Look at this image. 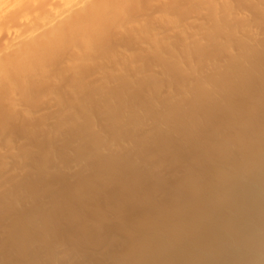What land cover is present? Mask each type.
Instances as JSON below:
<instances>
[{
	"label": "rangeland",
	"instance_id": "obj_1",
	"mask_svg": "<svg viewBox=\"0 0 264 264\" xmlns=\"http://www.w3.org/2000/svg\"><path fill=\"white\" fill-rule=\"evenodd\" d=\"M137 1L138 2L133 3L129 6H127V8L123 9V11H124V12L122 11L123 15L121 14V16H120L121 18L118 17L120 20L117 19V21H115L114 24H112V26L107 27V30L109 28V30H108L109 33L105 29V33H108L106 35H108V37L110 36V38H109V40H108V38L107 39L103 38L102 44L100 43L101 41L98 42L99 44H101L100 45L101 50L97 47L96 50L100 51L99 52L100 54L97 52L98 53L97 58L95 57L96 53L93 50V49H95V47H94L95 45L98 46L97 42H96L90 51V52H92V50H93L91 56H90V52H88L89 56L88 55L86 56V57L94 56L95 59H94V57H93V59L92 58H86V60L89 62H87V61L85 62V60H83V62H80V60H79L80 63L75 62V63L79 64L77 66L76 70L74 68L72 69V71L75 70L76 74H75V72L73 73L71 71V69H70V71L68 69H66V71L64 70L65 72L62 69H59V68H61L59 66L60 62H61V56L60 57L55 56V58L54 57L53 58L50 57V59L47 58V60L49 59L48 61H50V63L52 61L51 64L45 60L46 62L44 63V65H46V63L48 62L47 63L48 67H49V65L51 66L50 71L47 72V70H46L43 73L44 67H46V66L41 68V69H43L41 71L39 69H37V70H39L37 72L38 74L34 73L33 74L34 76L32 75V76L28 77L27 81H29L30 83L25 82L26 83L25 84L22 81L20 83L18 82L19 84L18 83H15V84L12 83V86H10L11 84L10 85L8 84L10 87H8L7 85L0 87V91H1V93H0V99H1L0 100V247H1V249H0V264H25V263L26 264H48V263L49 264H70V263L74 264L75 260H76L75 261L76 264H85V263L86 264H88V263L89 264H126L125 262H123V263L121 262V258L123 257V255H124V257H123L124 261L126 258L125 256H127V255H131L129 257L133 258V254H134V258H135V253L131 249H133L136 242L141 241L142 238H144V236H141V237H139V238H141V240H140L137 236V238L139 239L138 241H137V239L131 238V237L135 236V233H138V231H137L138 229L134 230L135 231V232H133L134 236L131 232V231H133L134 228H132V227H134L135 224H136L135 228H140V227L142 228L143 232L141 229H139V232H142V234L144 232L146 234V232H147L146 230H148V229H150L149 230L150 232L152 230H154V232H155L156 229L160 230L163 228L166 231L165 230L163 231V229H162V232H166L164 234L165 235L167 234L166 235L167 238L171 237L170 239H172L173 235H174V237H176L177 235H180L183 238V239H181V241H184V242L186 239H188V237L195 240L200 235L207 236V234L210 233V234H208L209 235L208 237H210L209 241L211 240V238L213 236L210 243L212 244L213 243L212 241H214V244L219 245L217 242H220V241L223 242L224 240H229L233 237L234 234H231V232L234 233V231L233 230L230 231L231 230V228H230L231 224L229 226H228V224L234 223L232 221V219L233 220L235 219V221H236V218L234 216H232V214L230 212H228V210H226L227 206L224 205L226 203V200H224L225 197L223 198L224 194L222 193L223 191L221 189L222 185H220V187H219L221 191L217 190V191H215L216 193H214L215 196H216L217 192L222 193V194L219 193L217 196V199H219V197L221 196L220 197L221 203L219 200H217V202L219 201V204H220V205L218 204L220 207L219 209H221V210H219V213L218 212L217 213L220 215H218L219 217L216 216L217 219H215V216L213 214L208 215L210 217V220H211L210 221L211 224H210V223H207V221H209V217L205 214L206 212H204V207L202 210L196 209V208H199V206L202 207L205 204V197L209 193L208 191H210L209 185L212 184L210 182H213V180H209L210 181L209 185L206 182V184H207L206 185V184H204V182L207 180H204V181L203 180L202 181L201 180H191V178H190L192 176V174L195 172V169L200 170V172H198L199 175H203V174H201V172L205 171L206 170L205 168L208 169V166L210 167L208 170L210 172L214 173V171L217 170V169L213 168V167H215V166H213L214 162H217L216 164H220V165L223 164L222 166L218 165L219 167H222V168L226 167V166L229 167V165H226L228 160L226 158H223L224 160L220 159L222 157H220L219 159L216 158L218 156H222L219 153L215 154V152H216L215 150H217V149H211L210 148L208 151L206 149V147L208 148V146H211L208 142L206 143L207 146L205 145L206 146L205 149L207 151L206 150L204 151L203 146H202V148L200 147L202 144L200 141L202 139H200V138H199L200 140L199 139L198 140L200 141L201 144H199V143L198 144H199V147L201 149L196 150V151L195 150L192 151V150H193V148L196 149V147H194V146H196L197 142H199L198 140H196L197 137H199V136L202 137V135L204 137V132L205 133L207 132L205 130L204 132L201 133V135H199L200 131L204 130V128L205 129L208 128L207 126L211 125L208 128V129H210L209 133H211L212 136H215V138L217 140V137L219 135L218 136L215 135L214 132H217L216 134H218V131H220L219 134H221V132H222V134H221L222 136L221 137L219 136V138H222L224 136H226L228 138L229 134L232 136V134L228 133V131L229 132L233 131V130H231V128L233 127L232 129H235V127L232 126L230 129H229V127L231 124L232 125L234 124L233 120L238 121L237 120L238 116H239V120L241 122H242V119L244 122V119L248 120V119H250V117L252 118V116H253V118H252L253 121H254V119H256V121H258L260 123H262L264 121V112L262 110L263 113H261V111L258 109L260 107H261V109L262 108L264 109V103H262L263 105L261 106L259 104L261 102L257 101L258 98L254 97V95H256L255 93H257L258 89H259L257 87L259 85V82H256L255 78H256V80L262 79V77H259V76L261 74H263L264 72L262 71L263 67L260 69V67H259L260 64H257V63H260L261 61H259L258 58L256 59L254 54H251V52L253 53L254 51L259 50V48H261V50L263 48V50H264V47H263L264 46V0H174V1L168 0L169 2L166 0H156V1L155 0H152V1L148 0L149 2H147V0H143V1L137 0ZM173 2H175V4ZM259 4H260V6H259ZM175 10H176V12H174ZM223 11H224V13H223ZM217 12H218V14H217ZM220 12L222 14H220ZM160 14H162V15L160 16ZM143 16H145V18ZM214 17H216V18H214ZM161 18H162V20H161ZM123 19L125 21H123ZM164 21H167V22H164ZM170 21H171V23H170ZM154 22H156V23H154ZM189 22L191 24H189ZM161 23H163V24H161ZM122 24H124L125 27ZM135 24L137 26H140V25L141 26L137 27V26H135ZM156 24L158 25V27L156 26ZM173 24L175 26H173ZM178 24H179V26H178ZM118 25H120V26L122 25L121 26L122 28L118 29L119 28ZM181 25H182V27H180ZM116 26H118V28ZM177 26H178L179 30L177 29ZM224 26H226V27H224ZM150 27L153 28V31L150 30ZM146 28H148V29H146ZM157 28L161 31H159ZM124 29H126L128 31H123ZM131 29L134 31H131ZM119 30H121L122 33ZM176 30H178V31H176ZM214 30H215V32H214ZM219 30H220V32H219ZM113 31H115V32H113ZM160 32H162L163 34ZM218 32H219V34H218ZM221 32H223V33H221ZM105 33H104V35H105ZM157 33H159V34H157ZM181 33H182V35H181ZM165 35H166V37H165ZM229 35H230V37H229ZM189 36H191V37H189ZM153 39H154V41H153ZM155 39L159 43L155 42ZM217 39L218 40L221 39V41H218ZM204 40H205V42H204ZM208 40L211 42H209ZM109 42L111 43L110 45H109ZM121 42H122V44H121ZM222 42H223V44H222ZM155 43H156V45H155ZM104 44L107 46H105ZM140 44H141V46H140ZM146 44H147V46H146ZM158 44L160 47L157 46ZM184 44H186V45H184ZM226 45H228V46L226 47ZM241 45H243V46H241ZM217 46H219V48ZM222 46H224V47L222 48ZM229 46H232V47H229ZM203 47H205L207 49V51ZM228 47L230 49H228ZM256 47H258V48H256ZM102 49H104V51ZM150 49H153V51L154 50L155 51L153 52ZM158 51H160V53H158ZM102 52L104 53L105 57L103 54H101ZM199 52H201V53L199 54ZM128 53H130V54H128ZM134 54H136V55H134ZM245 54H247L249 57L251 56V58L248 59V62L250 61L249 63H247V64L245 63V65L249 64L248 65L249 67L246 68V66L244 65L245 66L244 68H246V70L244 68H243V70L241 69V71L243 73H239V74H241V76L239 74L237 75L240 77L239 78L240 82H238V84H240L238 86L239 89L238 88L237 89L227 88V89L223 90L220 87V84L217 87H215V90L217 88L216 91H218V94H221V95H218L217 93H215L216 96H219L221 98L217 102L224 103L225 97H227L228 99L231 98V100H233V102L236 99V102H238V104H236V106L233 105L234 109L233 108L230 109V107H228L229 105L231 106V104L224 103V105L229 104L227 107L230 110H232L231 115L230 114H228V116L225 115V114H227V112H225V109H221L222 111L224 110L225 114L222 112L220 113V110H218L219 108H216V107H218V105L216 106L217 102L216 103L214 102L219 97H216L215 95H214L216 97L215 100L213 98L214 96H211L212 97L211 100H213V101L211 102V100H210L207 102V103L210 102L208 104V106L206 105L208 107L207 110L209 109V106H210L209 111H206L207 113L202 112L203 108L200 109L202 106H200L199 109L197 107L195 108V106H197V103L195 106H194V104L192 106L189 105V104L193 103L189 99L191 97L190 95L193 94L195 92V90L200 87L201 82H206L207 86L205 83H204L205 84L204 86H206L208 88V84L212 86L213 81L218 82V80L223 81V79L225 81V79L227 77L224 75L228 72L226 70V69H228L227 67L232 65V63L234 62V59L236 57L240 56L242 58V56L244 57ZM58 55H61V54H58ZM99 55L100 56L102 55V56L100 57ZM162 55H163V57H162ZM215 55H217V56H215ZM218 55H219V57H218ZM232 56H233V58H232ZM56 57L58 59H56ZM123 57H125V58H123ZM167 57H169V58H167ZM214 57H217V58H214ZM56 60H57V62L55 63ZM207 60H209V61H207ZM58 61H60V62H58ZM166 61H168V62H166ZM202 61H204V62L201 63ZM57 63H59V64H57ZM132 63L134 65H131ZM77 64H75V66ZM137 64H139V65H137ZM171 64L172 65L174 64V66H172ZM81 65H82V67H80ZM165 65H167V66H165ZM257 65H259V66H257ZM262 65L264 66V60L262 61ZM52 66H54V67H52ZM55 66H57V67H55ZM189 66H191V67H189ZM250 66L251 67L253 66L252 68H254L253 69L254 71L252 70V68ZM48 67H46V68L48 69ZM122 68H123V70H122ZM165 68H166V70H165ZM51 69H53V71ZM58 69H59V71H58ZM78 69L81 71H79ZM194 69H195V71H193ZM259 69H260V72L258 73L259 74L258 75L257 74L258 71H255V70H259ZM115 70H117V71H115ZM263 70H264V68H263ZM123 71L125 72V76H124ZM220 71L221 72L227 71V72L221 74ZM121 72H123V74ZM213 72L214 73L217 72V74L219 72L220 75H223V77L222 76L220 77V75H219V77L221 79L219 77H215L216 73L214 74ZM45 73H46V76H43V74H45ZM62 73L64 75H62ZM183 73H184V75H183ZM51 74H52V76H51ZM136 74L138 76H135ZM227 74L226 75L228 76V78L229 77L231 78V73H227ZM175 76H177V77H175ZM34 78H36V79H34ZM77 78L78 79L80 78V79L78 80ZM228 78L226 80L230 79V78L229 79ZM46 79H48V80H46ZM133 80H135V81H133ZM237 80H238V77H237ZM254 81L256 82V83H254L255 85L252 83ZM263 81H264V79H263ZM72 82H73V84H72ZM83 82H85V83H83ZM162 82H163V85H162ZM22 83H24V84H22ZM156 83L159 84V87H158V84H156ZM20 84L23 85V87ZM201 84L203 86V83H201ZM123 85H125V86H123ZM140 85H141V87H140ZM253 85L256 86V89H254V88L252 89ZM263 86H264V84H263ZM29 87L30 88L32 87V88L30 89ZM160 87H162V88H160ZM9 88H11V89H9ZM218 88H221V89H218ZM240 88L241 89L244 88L242 90L243 93L241 92ZM12 89H13L12 92H14L13 94L11 93ZM131 89H133V90H131ZM177 89H178V91H177ZM4 90H6L5 93H4ZM219 90H220V92H219ZM226 90H230V91H228L229 94H228V92H226ZM236 90H237L236 93L237 94L239 93L238 94L239 97L235 95L234 96L235 98H233L234 94H232V93H235L233 91H236ZM186 92H188V93H186ZM15 93H17V94H15ZM249 93H250V95H249ZM176 94H177V96H176ZM252 94H253V96H252ZM225 95H228L230 98L228 96H225ZM257 95H258V93H257ZM187 97H188V99H187ZM227 98H226V100H227ZM10 99H12V100H10ZM206 99H207V97H206ZM208 99H210V98H208ZM188 100H190V102ZM253 100H254V102H256L255 103L256 105L259 104L258 106H256L257 108L254 107L255 106V104H253L254 102L250 103ZM201 101H202V99H201ZM201 101H199L198 103H200ZM228 101L230 102V100H228ZM228 101H226V102H228ZM242 101L244 103H247L248 107H251L253 105V107H251V109L254 108L253 111L249 110V112L255 113L256 115L251 114L252 116H250L249 118L247 116L250 113H247V115L246 114L243 115L244 111L242 109H243V106L246 107V104L245 105L243 104V106L240 109L239 106L242 105V104H240V102L243 103ZM185 102H187V103H185ZM236 102H234V103H236ZM207 103L205 102V104H207ZM230 103H232V101ZM234 103H232V104H234ZM12 104H14V105H12ZM205 104H203V105H205ZM193 106H194V108H193ZM198 106H199V104H198ZM219 107H220V105H219ZM236 107H239V109ZM248 107H246L244 109H246V111H247V109H250ZM181 108H183V109H181ZM235 108L237 110H239V114ZM187 109H189V110H187ZM144 110H145V112H144ZM166 110H167V112L170 110V112H168V114H166V112H165ZM183 110H187V112H190L191 114H193L192 117L196 116V118H199L200 116L205 115L204 116L205 118L203 117L202 119L203 120L206 119L205 122L203 121L206 124V125H204V128H202L201 125H199L201 127V129H199L197 131L199 126L195 122H192L191 128L189 130L187 129L188 131H185L186 136H188L187 134L189 133V135H191L190 136L191 138L193 136L195 137V135L192 134V132L195 133V131H196L198 133V134H196V136L199 135L195 138L193 137V139H195V140L194 141L191 140L192 142L188 141V140H190L189 136L186 137V138H188L187 139L188 143L189 144L192 143L190 145V147H191L190 150L192 149L191 150L192 153H189L191 156L190 158H188L189 157L188 153H186V152L184 153L185 150L189 152V148H187L188 143H186V149L184 148L185 146H183V147L181 146L184 149L179 148V150H178L177 145H176L177 151L174 150L171 145H169V147L171 146L173 149V151H171V149H168V147L163 149L164 148L162 146L163 143L162 144L158 143V140H157L158 136H157L156 140L154 138V135L156 137V135L159 134V133H157V132H159V129H158V131L156 129H154V127L157 128V125L159 124V122H161L160 125H163V123H164L163 120L168 121V122L172 121L173 120L172 116L177 115L178 112L183 111ZM234 110H236V111H234ZM162 111H163V113H162ZM1 112H2V114H1ZM171 112H172V114H170V116H169V113H171ZM233 112H235L236 116H235V114H233ZM173 113L175 115H173ZM228 113H230V112L228 111ZM259 113H260V115H259ZM178 114H180V113H178ZM240 114H242L243 117H240ZM92 115L94 116V118ZM139 115H140V117H139ZM160 115H162V117L164 115L165 119L163 117L161 120V118L159 117ZM153 116H154V118H153ZM223 116H224V118L228 117L231 120L233 119L232 117H234V118L236 117V118L233 119L232 121L230 120L233 123L230 122V125L227 126L226 123H229V122L227 119H222ZM260 116L261 117L263 116V117L261 118ZM74 117H76V118L74 119ZM155 117L157 118V121L155 120L156 119ZM91 118H93V119H91ZM167 119H169V120H167ZM252 119L250 121L248 120V122L250 123L252 121ZM207 120H209V121H207ZM247 120L245 122H247ZM156 122H157V124H156ZM168 122H166V123H168ZM137 123H138V125H137ZM207 123L209 125H207ZM74 124L76 126H74ZM77 124H79V126ZM214 124H215V126H214ZM66 125H68V126H66ZM160 125H158V126H160ZM196 125L198 126V128L194 127ZM81 126H83L84 128L83 127L81 128ZM165 126H161V127H164L167 129V127H165ZM192 127H194V128H192ZM120 128H122L123 130H121ZM215 129H217V130H215ZM81 130H83V131H81ZM180 130L181 129H179V128H178V130H171L170 133H172L173 131L179 132ZM130 131L132 133H130ZM139 131H141V132H139ZM167 131H168V129H167ZM169 131H168V133H169ZM136 132H138V133H136ZM176 132H175V134H176ZM180 132L183 133V136L185 137L184 131H180ZM225 132H226V135L224 134ZM92 133H94V134H92ZM207 133L205 134L206 137L209 134V133L208 134ZM211 134H209V135H211ZM72 136H74L76 139ZM172 136H173V138L175 137V135H172ZM181 136H178V137H181ZM142 137H144V138H142ZM184 137L182 139L179 138L180 142L182 140L183 141L185 140L184 142H187L186 139H184ZM206 137H204V138L209 140V142H210L212 137L211 138L209 136L207 138ZM226 137L223 139H226ZM174 139H175V141L177 140V142H178V138L176 139V137H175ZM140 140H142L144 145L148 146V151L146 150V146L144 148L145 151L140 148L142 150L141 151L142 153H140V151H138V153L142 154V155H140L141 157L139 156V154H135V152H137V150H140V149H138L139 148L138 146L141 143ZM207 140H205V141L202 140V141L206 142ZM212 140H214V138ZM135 142H136V144H135ZM153 142L154 143L157 142V146L160 145V147L162 146L163 148L161 149L159 146H158L159 147L158 148L155 144H152ZM177 142H175V143L179 144ZM221 142H222V139H221ZM149 144L156 146L155 150L152 149L154 152L151 151L152 147L149 146ZM179 145H182V144L180 143ZM159 149H161V150H159ZM166 149L170 150V152ZM128 150L130 151V153L127 152ZM210 150L213 151L214 155L211 153ZM143 151L148 152L149 156H150V154H151V156L153 155L152 157L154 159L152 158L151 160H155L156 158L159 160L161 159L162 161L165 160L166 163H170V165L166 166L168 164L165 165V162L163 161L164 167L159 166L160 168L162 167V171H160L161 169H159L157 167L158 166L157 164L162 163V161L158 162L156 159L157 163L155 161L152 162L150 160V158L148 159L149 156L145 155L147 153H145L143 155ZM158 151H161V153L160 152L158 153ZM163 151H164V153H163ZM182 151H183V153H182ZM155 152L157 153V157L155 155L156 154ZM127 153H129V154H127ZM170 154H174V156L176 155L177 157L175 156V158H178V157L181 158L182 156H184L185 158L182 157L183 159L178 158V159L173 160L174 156L171 157L172 155H170ZM192 154H194V155H192ZM135 155H138V156L134 157ZM122 156H123V158H122ZM168 156H170L169 157L170 159L167 158ZM132 157H134L135 159ZM203 158H204V160H203ZM212 158H216L217 160L212 159ZM210 159H211V163L209 165ZM80 160L82 162H80ZM129 160H132V162ZM218 160H220V162ZM225 160H227V162ZM127 161L129 162V164L131 162L130 167H133V168H130L131 170L128 169L129 165H126ZM150 161H151V163L149 164ZM167 161H169V162H167ZM192 161H193V163H191ZM194 162L195 163L199 162L198 164H200V165H198V164L196 165ZM205 162H208V163H205ZM120 163H122V164L125 163V165L123 164V166H121ZM153 163H156L154 168L157 167L159 169V171L157 170V168H156V170H154V168H150V166L153 167ZM39 164L40 165L43 164V165L39 166ZM110 164H111V166L113 165V167L114 166L117 167V168L115 167L117 169V174H116L117 176H115V177H113V174L116 173V171L113 172L115 170V168L111 167ZM194 164H195V166H194ZM117 165H119V167ZM120 166H121V171H118V168L120 169ZM192 166H194V167L192 168ZM211 166H213V167H211ZM122 167L127 168V170L123 169ZM148 167L150 170H152L154 172L158 171L159 176L157 175L158 172L154 173L150 170L147 171ZM103 168L104 169L108 168V169H106V171L108 172V170H110V173L107 174V172L105 170H103ZM145 168L147 169L146 171H144ZM211 168H213L214 170L211 171L212 170ZM216 168H217V165H216ZM112 169H113V171H111ZM132 169L134 170L133 172H132ZM201 169H203V171ZM141 170H143L144 172L142 173ZM164 170H165V174L163 172ZM102 171H104V174L102 173ZM192 171H193V173H192ZM206 171L204 172V174L206 173L205 175H207ZM224 171H227V168L224 169ZM118 172H120V173L118 174ZM140 172H141V174H140ZM149 172L151 174H153L152 177H154V175H155V176H157V178L149 177L150 176ZM101 174H103L105 179L102 180L103 177L101 178V176H102ZM137 174H138L139 178H138ZM143 174H145L147 176L149 175L148 178L143 177V176H145ZM195 175L199 176V175H197V173L193 174V176H195ZM132 179H134V180H132ZM156 182H157V184H155ZM220 184H221V182H220ZM195 185H197V186H195ZM141 187H142V190H141ZM145 187H146V190H145ZM143 188L145 191L143 190ZM154 190H158V191L154 192ZM223 190H225V189L223 188ZM93 193H94V195H93ZM95 193H96V195H95ZM36 194H37V196H36ZM134 194H135V196H134ZM124 202H126V203H124ZM129 202H130V204H129ZM201 202H203V203H201ZM223 202H224V204H223ZM123 203L127 204V205H124ZM222 206L223 207L225 206V207L222 209ZM62 207H63V209H62ZM68 207H70V209ZM66 208H67V210H66ZM192 209H194L195 212ZM198 210H200V211H198ZM246 210H244V212H243L244 214H246L245 211L248 213V209H246ZM102 211H104V212H102ZM192 211L195 214L191 213ZM201 211H203L204 213ZM200 212L202 214V217H201V214H199ZM217 213L215 211L216 215H217ZM221 213L223 214L222 216H221ZM257 213L259 214V212H257ZM190 214H192L191 215L192 217L189 216ZM253 214L254 215H250V213H249L250 216L249 215L247 216V214H246V216H245L246 218L243 215V219L245 218V222H251L252 216H256L255 215L256 212L253 211ZM182 216H184L183 219H186L187 221L183 220ZM204 216H205V218H204ZM11 217H13V218H11ZM42 217L46 220H44ZM49 217L51 219H49ZM190 217H191V219L193 218L191 220L190 224H192L194 222L191 225L192 227L188 226V225H190L188 223L190 221L189 220ZM195 217H196V219H195ZM247 217L251 218V220L248 219ZM199 218L201 220H199ZM255 218H253L252 223H249V224L247 223L248 225L245 223L246 226L247 227L252 226L250 224H253L254 221L255 222L258 221V218L257 217H255ZM41 219H43L44 221L43 220L42 221L45 222L46 225H48V226L45 225L46 227H48V229L44 227V223L43 224L41 223L42 222V221H40ZM214 219H215V221L218 219H220V220L215 222ZM223 219L226 220V222H224ZM247 219L249 221H247ZM22 220H25L23 223V226L21 225L23 222ZM48 220H53L55 222H53V221L51 222ZM194 220H196L197 222ZM202 220L206 221V225H205V221L203 222ZM222 220L224 223L220 222ZM19 221H21V222H19ZM199 221H201V222H199ZM212 221L215 223H213ZM184 222H186V223H184ZM122 223H124V224H122ZM158 223H160V224H158ZM225 223H226V225H225ZM36 224L38 226H35ZM40 224L43 226V229L44 228L47 229L48 232L51 234L49 235V233L46 230V232L48 234H47V236H45L44 233H42L39 229ZM52 224H54V225H52ZM186 224H187V226H184ZM213 224H214V226L216 224L217 228L214 226L212 227ZM221 224H223L224 228ZM18 225L22 226L23 229H26V230L23 232L22 229L20 230V227ZM28 225H30V226H28ZM55 225H56V227H55ZM137 225H138V227H137ZM144 225H145V228H144ZM220 225L222 226L221 228H220ZM254 225H255V223H254ZM257 225H258V223H256L255 226H253L254 230L252 229V227H250V229L253 230V234H255L256 236L258 234V236H257L258 238H262L264 236V222L262 223V226H257ZM33 226H34V228H33ZM42 226H41V228H42ZM74 226L75 227L77 226V227L75 228ZM193 226H195V229H193L194 231H192V229L190 230V228H194ZM204 226H206V227H204ZM227 226H228V228H227ZM232 226H233V224L231 225V227ZM37 227H39V228H37ZM185 227L186 228L188 227L189 229L186 230ZM196 227H198V228H196ZM210 227L212 230L210 229ZM218 227H219V229H218ZM36 228L38 229L37 231L35 230ZM131 228H132V230H130ZM233 228H234V226H233ZM54 229H56V230H54ZM72 229H73V231L76 230L75 232H72V236L75 238V240L77 242H75V240H72L73 237L71 236V233L68 232V234H66L67 233L66 231H72ZM200 229H201V231H200ZM224 229L225 230L227 229V230L225 231ZM256 229H258L259 231L258 230L255 231ZM3 230H5V231H3ZM77 230H79V231H77ZM177 230L178 231L181 230V231H179L181 233L179 234V232ZM185 230H186V232H185ZM197 230H198V232H197ZM205 230H206V232H205ZM215 230L218 231V233ZM220 230H221V233L219 232ZM21 231H22V233H20ZM222 231H224L225 233ZM46 232H45V234H46ZM195 232L197 235L195 234ZM200 232L205 233L206 235L201 234ZM23 233L25 234L24 236L22 235ZM152 233H153V231H152ZM173 233H175V234H173ZM186 233H187L188 237H187ZM190 233L191 234L194 233V234L190 235ZM211 233H213L212 236H211ZM219 233L222 234V237L219 235ZM39 234H41V235H39ZM217 234L220 236V238H219V236H217ZM224 234H225V236H224ZM27 235H28V237H27ZM182 235H185L186 237L182 236ZM193 235L195 236L194 238H193ZM230 235H232L230 238L227 237ZM22 236L24 238L27 237L26 239L28 241L33 240L34 242H36L35 239L37 238L36 239L37 242L35 244L36 248H32V247H34V245L32 246V244L34 243L33 241L27 244L23 241L24 238H21ZM37 236H39V237H37ZM41 237L43 238V240ZM174 237H173V239H174ZM217 237H218V239H217ZM6 238H7V240H6ZM40 238H41V241H39ZM134 238H136V237H134ZM130 239H132V240H130ZM191 239L190 240L188 239L187 243H188V241L189 242L192 241ZM262 239H263V240H261L262 244L260 246L258 244L257 247H258L260 253L263 252V256H264V250H263L264 249V242H263L264 238H262ZM21 240L23 243L20 242ZM133 240H134V242H133ZM74 242L76 244L78 243L77 244L78 247L76 245H74L75 244ZM180 243H182V242H180ZM170 244L168 245L169 247L167 246L168 251L166 249V251H167V252L165 251L166 253H168V252L170 253V251L173 252L177 249L175 244H171L172 246ZM220 244H222V243H220ZM29 245L31 246V247H29L30 250L28 249ZM132 245H133V247H132ZM96 246H98V247H96ZM130 247H132V248H130ZM199 247H200V250H202V251H204L205 248H207L205 246L203 247V245H199ZM2 248H3V250H2ZM198 250H199V248L196 250V253ZM37 251H38V253H37ZM75 251H76V253H78L81 256L80 257L77 254L78 255L77 257H79L78 260L76 259L77 257L75 256L76 255ZM35 252H36V254H35ZM200 253H201V251H200ZM82 254H84V257H82L83 256ZM54 255H56V256H54ZM114 256L115 257L117 256L118 258H115ZM69 257H70V259H69ZM65 258H68L69 260H66ZM73 258H74V261H73ZM82 258H83V260H82ZM64 259H65V261H64ZM127 259H128V257H127ZM262 259L264 261V258H262ZM211 261L212 260L207 261V262H211ZM17 262H19V263H17ZM136 262L138 263L139 261L136 260ZM211 263H214V262H211ZM263 264H264V262H263Z\"/></svg>",
	"mask_w": 264,
	"mask_h": 264
},
{
	"label": "bare ground",
	"instance_id": "obj_2",
	"mask_svg": "<svg viewBox=\"0 0 264 264\" xmlns=\"http://www.w3.org/2000/svg\"><path fill=\"white\" fill-rule=\"evenodd\" d=\"M143 1V0H142ZM152 1V0H151ZM156 1V0H155ZM166 1H168V0H166ZM172 1H174V0H172ZM136 2H138L137 0H0V87H3V86H8V87H10V86H12V83H20V82H29V81H27L28 80V77L29 76H32L34 73H37L39 70L41 71V70H43V69H41V68H43L44 66H46V67H48V65H47V63L49 62L50 63V61H48L49 59H50V57H54L55 58V56H61V62L60 61H58V62H60V67L61 68H59V69H62L63 71L65 70L66 71V69H68L69 71H70V69H71V71H72V69L74 68L75 70H76V68H77V66L79 65V64H77V63H75V62H79V60H80V62H83V60H85V62L87 61L86 60V58H92L93 59V57L94 56H92V57H86L87 55H88V52H90L91 51V49H92V47L95 45V43L97 42V45L98 46H94L95 47V49H93L94 51H95V53H96V58L98 57V53L100 52V51H97L96 49H97V47L100 49L101 48V44H102V39L103 38H105V39H107L108 38V40H109V38H110V36L108 37V35H106V34H108L109 33V28H108V30H107V27H109V26H112V24H114V22L115 21H117V19H119L118 17H120L121 16V14L124 12L123 11V9H125V8H127V6H129V5H131V4H133V3H136ZM147 2H149L148 0H147ZM146 2V3H147ZM154 2V1H153ZM158 2V1H157ZM169 2V1H168ZM171 2V1H170ZM180 2V1H179ZM178 2V3H179ZM203 2V1H202ZM262 2V1H261ZM174 4H175V2H173ZM186 3V2H185ZM143 4V3H142ZM167 4V3H166ZM183 4V3H182ZM172 6V5H171ZM259 6H260V4H259ZM137 7V6H136ZM167 7V6H166ZM150 8V7H149ZM212 8V7H211ZM227 8V7H226ZM178 9V8H177ZM176 9V10H177ZM176 10L174 11V12H176ZM225 10V9H224ZM229 10V9H228ZM123 11V12H122ZM126 11V10H125ZM153 12V11H152ZM214 12V11H213ZM138 13V12H137ZM159 13V12H158ZM162 13V12H161ZM223 13H224V11H223ZM227 13V12H226ZM157 14V13H156ZM163 14V13H162ZM162 14H160V16L162 15ZM165 14V13H164ZM167 14V13H166ZM175 14V13H174ZM214 14V13H213ZM217 14H218V12H217ZM216 14V15H217ZM220 14H222L221 12H220ZM123 15V14H122ZM182 15V14H181ZM187 15V14H186ZM125 16V15H124ZM146 16V15H145ZM145 16H143L144 18H145ZM180 16V15H179ZM178 16V17H179ZM194 16V15H193ZM229 16V15H228ZM126 17V16H125ZM124 17V18H125ZM230 17V16H229ZM121 18V17H120ZM149 18V17H148ZM158 18V17H157ZM165 18V17H164ZM167 18V17H166ZM198 18V17H197ZM214 18H216V17H214ZM129 19V18H128ZM120 20V19H119ZM118 20V21H119ZM122 20V19H121ZM145 20V19H144ZM152 20V19H151ZM157 20V19H156ZM160 20V19H159ZM161 20H162V18H161ZM160 20V21H161ZM165 20V19H164ZM167 20V19H166ZM123 21H125L124 19H123ZM172 21V20H171ZM171 21H170V23H171ZM219 21V20H218ZM120 22V21H119ZM150 22V21H149ZM162 22V21H161ZM164 22H167V21H164ZM191 22V21H190ZM189 22V24H191ZM198 22V21H197ZM132 23V22H131ZM144 23V22H143ZM151 23V22H150ZM149 23V24H150ZM154 23H156V22H154ZM160 23V22H159ZM158 23V24H159ZM176 23V22H175ZM129 24V23H128ZM161 24H163V23H161ZM177 24V23H176ZM124 27H125V25L124 24H122ZM121 25V26H122ZM160 25V24H159ZM118 26H119V28H118ZM118 26H116L118 29H120V28H122L120 25H118ZM135 26H137L136 24H135ZM141 26V25H140ZM140 26H137V27H140ZM156 26L158 27V25L156 24ZM173 26H175L174 24H173ZM178 26H179V24H178ZM178 26H177V29H178ZM123 27V28H124ZM134 27V26H133ZM144 27V26H143ZM180 27H182V25L180 26ZM210 27V26H209ZM224 27H226V26H224ZM127 28V27H126ZM152 27H150V30H152L153 31V28L151 29ZM237 28V27H236ZM105 29H106V31H108V33H105ZM111 29V28H110ZM128 29V28H127ZM134 29V28H133ZM146 29H148V28H146ZM158 29V28H157ZM223 29V28H222ZM112 30V29H111ZM129 30V29H128ZM128 30H126V29H124L123 31H128ZM135 30V29H134ZM134 30H132L131 29V31H134ZM159 30V29H158ZM174 30V29H173ZM179 30V29H178ZM178 30H176V31H178ZM224 30V29H223ZM119 31H121V30H119ZM149 31V30H148ZM159 31H161V30H159ZM175 31V30H174ZM231 31V30H230ZM236 31V30H235ZM113 32H115V31H113ZM156 32V31H155ZM168 32V31H167ZM180 32V31H179ZM182 32V31H181ZM187 32V31H186ZM206 32V31H205ZM209 32V31H208ZM214 32H215V30H214ZM219 32H220V30H219ZM219 32H218V34H219ZM224 32V31H223ZM223 32H221V33H223ZM227 32V31H226ZM232 32V31H231ZM234 32V31H233ZM104 33H105V35H104ZM120 33V32H119ZM118 33V34H119ZM121 33H122V31H121ZM137 33V32H136ZM160 33H162V32H160ZM171 33V32H170ZM185 33V32H184ZM112 34V33H111ZM110 34V35H111ZM130 34V33H129ZM157 34H159V33H157ZM163 34V33H162ZM208 34V33H207ZM154 35V34H153ZM156 35V34H155ZM181 35H182V33H181ZM186 35V34H185ZM163 36V35H162ZM201 36V35H200ZM207 36V35H206ZM219 36V35H218ZM228 36V35H227ZM226 36V37H227ZM129 37V36H128ZM141 37V36H140ZM165 37H166V35H165ZM189 37H191V36H189ZM195 37V36H194ZM224 37V36H223ZM229 37H230V35H229ZM145 38V37H144ZM187 38V37H186ZM151 39V38H150ZM185 39V38H184ZM111 40V39H110ZM115 40V39H114ZM143 40V39H142ZM163 40V39H162ZM180 40V39H179ZM218 40V39H217ZM259 40V39H258ZM99 41H101L100 43L101 44H99L98 42ZM106 41V40H105ZM153 41H154V39H153ZM185 41V40H184ZM183 41V42H184ZM199 41V40H198ZM209 41V40H208ZM207 41V42H208ZM218 41H221V39L220 40H218ZM111 42V41H110ZM109 42V45L112 43H110ZM118 42V41H117ZM116 42V43H117ZM133 42V41H132ZM155 42H157V43H159L158 41H156V39H155ZM204 42H205V40H204ZM209 42H211V41H209ZM241 42V41H240ZM119 44V43H118ZM117 44V45H118ZM121 44H122V42H121ZM132 44V43H131ZM154 44V43H153ZM222 44H223V42H222ZM258 44V43H257ZM105 45V44H104ZM138 45V44H137ZM155 45H156V43H155ZM184 45H186V44H184ZM188 45V44H187ZM209 45V44H208ZM225 45V44H224ZM105 46H107V45H105ZM123 46V45H122ZM125 46V45H124ZM140 46H141V44H140ZM143 46V45H142ZM146 46H147V44H146ZM157 46H159V44L157 45ZM176 46V45H175ZM202 46V45H201ZM214 46V45H213ZM228 45H226V47H227ZM241 46H243V45H241ZM119 47V46H118ZM126 47V46H125ZM160 47V46H159ZM218 48H219V46H217ZM224 46H222V48H223ZM229 47H232V46H229ZM228 47V49H230ZM246 47V46H245ZM244 47V48H245ZM264 47V46H263ZM122 48V47H121ZM203 48H205V47H203ZM202 48V49H203ZM243 48V49H244ZM256 48H258V47H256ZM225 49V48H224ZM251 49V48H250ZM253 49V48H252ZM93 50H92V52H93ZM101 50V49H100ZM103 51H104V49H102ZM106 50V49H105ZM114 50V49H113ZM125 50V49H124ZM123 50V51H124ZM150 50H152L153 51V49H150ZM170 50V49H169ZM168 50V51H169ZM186 50V49H185ZM205 50L207 51V49L205 48ZM256 50V49H255ZM119 51V50H118ZM122 51V50H121ZM126 51V50H125ZM155 51V50H154ZM153 51V52H154ZM226 51V50H225ZM92 52H90V56H91V54H92ZM98 52V53H97ZM107 52V51H106ZM142 52V51H141ZM140 52V53H141ZM249 52V51H248ZM94 53V54H95ZM131 53V52H130ZM130 53H128V54H130ZM143 53V52H142ZM158 53H160V51H158ZM170 53V52H169ZM201 52H199V54H200ZM204 53V52H203ZM247 53V52H246ZM58 54H61V55H58ZM93 54V55H94ZM100 54V53H99ZM101 54H103L104 55V53L102 52ZM132 54V53H131ZM166 54V53H165ZM164 54V55H165ZM190 54V53H189ZM251 54H254V56H255V58L257 59L258 58V60L259 61H261L260 63H257V64H260V66L259 65H257V66H259L260 67V69L263 67L264 68V66L262 65V61L264 60V50H263V48H262V50H261V48H259V50H257V51H254L253 53L251 52ZM134 55H136V54H134ZM173 55V54H172ZM246 55V56H245ZM244 55V57L242 56V58L239 56V57H236L235 59H234V62L232 63V65L231 66H229V67H227L228 69H226L227 71H223V72H221L220 71V73L222 74V73H225V72H227V73H231V80L228 78V76L225 74L224 76H226L229 80H226L225 79V81H224V79H223V81H219L218 80V82L217 81H213L212 82V86L211 85H209L208 84V88L206 87L207 86V84H206V82H201V83H203V86H202V84L200 83V87L199 88H197L196 90H195V92L193 93V94H191L190 96V100L193 102H191L192 104H189V105H193L194 104V106L196 105V103H197V106H195V108L197 107L198 109H199V107L200 106H202L200 109H202L203 108V110H202V112H204V113H207L206 111H209V109H210V106H209V109L207 110V106H208V104L210 103H207L208 101H210L211 99H212V97L211 96H214L215 95V93H217L218 94V91H216L217 90V88H216V90H215V87H217L219 84H220V87L223 89V90H225V89H227V88H232V89H239V85L240 84H238V82H240L239 80V76H237L239 73H243L242 71H241V69L243 70V68L246 66V68L247 67H249L248 65H245V63L247 64V63H249L248 62V59H250L251 58V56L249 57L247 54H245ZM89 56V55H88ZM100 56V55H99ZM102 56V55H101ZM100 56V57H101ZM124 56V55H123ZM140 56V55H139ZM168 56V55H167ZM178 56V55H177ZM214 56V55H213ZM215 56H217V55H215ZM95 57H94V59H95ZM99 57V58H100ZM104 57H105V55H104ZM115 57V56H114ZM113 57V58H114ZM143 57V56H142ZM145 57V56H144ZM153 57V56H152ZM162 57H163V55H162ZM173 57V56H172ZM171 57V58H172ZM212 57V56H211ZM218 57H219V55H218ZM47 58H49L48 60H47ZM51 58V59H52ZM118 58V57H117ZM123 58H125V57H123ZM132 58V57H131ZM149 58V57H148ZM167 58H169V57H167ZM181 58V57H180ZM208 58V57H207ZM214 58H217V57H214ZM232 58H233V56H232ZM238 58V59H237ZM56 59H58L57 57H56ZM91 59V60H92ZM115 59V58H114ZM120 59V58H119ZM154 59V58H153ZM165 59V58H164ZM187 59V58H186ZM240 59V60H239ZM48 61L47 63H46V65H44V63L46 62V61ZM76 60V61H75ZM78 60V61H77ZM82 60V61H81ZM113 60V59H112ZM202 60V59H201ZM205 60V59H204ZM217 60V59H216ZM109 61V60H108ZM116 61V60H115ZM136 61V60H135ZM150 61V60H149ZM154 61V60H153ZM159 61V60H158ZM196 61V60H195ZM207 61H209V60H207ZM221 61V60H220ZM54 62V61H53ZM57 62V60L55 61V63ZM79 62V63H80ZM87 62H89V61H87ZM110 62V61H109ZM133 62V61H132ZM156 62V61H155ZM166 62H168V61H166ZM204 61H202L201 63H203ZM226 62V61H225ZM51 63H52V61H51ZM50 63V64H51ZM54 63V64H55ZM93 63V62H92ZM111 63V62H110ZM114 63V62H113ZM173 63V62H172ZM190 63V62H189ZM192 63V62H191ZM53 64V65H54ZM57 64H59V63H57ZM75 64H77L76 66H75ZM85 64V63H84ZM88 64V63H87ZM91 64V63H90ZM121 64V63H120ZM124 64V63H123ZM136 64V63H135ZM152 64V63H151ZM195 64V63H194ZM219 64V63H218ZM222 64V63H221ZM226 64V63H225ZM231 64V63H230ZM73 65V66H72ZM122 65V64H121ZM131 65H134L133 63L131 64ZM137 65H139V64H137ZM136 65V66H137ZM145 65V64H144ZM172 65V64H171ZM191 65V64H190ZM193 65V64H192ZM201 65V64H200ZM208 65V64H207ZM245 65V66H244ZM262 65V66H261ZM86 66V65H85ZM115 66V65H114ZM117 66V65H116ZM165 66H167V65H165ZM172 66H174V64L172 65ZM183 66V65H182ZM243 66V67H242ZM256 66V67H257ZM46 67H44V71H43V73L47 70V72L48 71H50V65H49V67H48V69L46 68ZM52 67H54V66H52ZM55 67H57V66H55ZM80 67H82V65L80 66ZM123 67V66H122ZM139 67V66H138ZM155 67V66H154ZM189 67H191V66H189ZM210 67V66H209ZM251 67V66H250ZM253 67V66H252ZM251 67V68H252ZM145 68V67H144ZM164 68V67H163ZM181 68V67H180ZM179 68V69H180ZM246 68H244L245 70H246ZM263 68H262V71L264 72V70H263ZM37 69H39V70H37ZM59 69H58V71H59ZM84 69V68H83ZM82 69V70H83ZM120 69V68H119ZM151 69V68H150ZM182 69V68H181ZM191 69V68H190ZM230 69V70H229ZM254 68H252V70H253ZM260 69L259 70H255V71H258L257 72V74L260 72ZM52 71H53V69H51ZM61 70V71H62ZM75 70L74 71H72L73 73L75 72ZM79 70V69H78ZM113 70V69H112ZM111 70V71H112ZM122 70H123V68H122ZM144 70V69H143ZM165 70H166V68H165ZM171 70V69H170ZM175 70V69H174ZM60 71V72H61ZM62 71V72H63ZM64 71V72H65ZM79 71H81V70H79ZM115 71H117V70H115ZM120 71V70H119ZM147 71V70H146ZM193 71H195V69L193 70ZM254 71V70H253ZM46 72V73H47ZM113 72V71H112ZM124 72V71H123ZM123 72H121L122 74H123ZM174 72V71H173ZM177 72V71H176ZM262 72V73H263ZM40 73V72H39ZM46 73L45 74H43V76H46ZM50 73V72H49ZM80 73V72H79ZM78 73V74H79ZM118 73V72H117ZM120 73V72H119ZM202 73V72H201ZM214 73V72H213ZM216 73V76L215 77H219V75H220V73L218 72V74H217V72H215ZM214 73V74H215ZM38 74V73H37ZM75 74H76V72H75ZM77 74V75H78ZM82 74V73H81ZM135 74V73H134ZM141 74V73H140ZM148 74V73H147ZM155 74V73H154ZM186 74V73H185ZM190 74V73H189ZM192 74V73H191ZM204 74V73H203ZM264 74V73H263ZM263 74H261L259 77H262V79H260V80H256V78H255V81L256 82H259V85L257 86L259 89H258V95H257V93H255L256 95H254V97H257L258 99H257V101L258 102H261V103H259L261 106L263 105L262 103H264V86H263V84H264V81H263V79H264V75ZM36 75V74H35ZM40 75V74H39ZM49 75V74H48ZM62 75H64L63 73H62ZM84 75V74H83ZM133 75V74H132ZM145 75V74H144ZM149 75V74H148ZM179 75V74H178ZM183 75H184V73H183ZM201 75V74H200ZM240 76H241V74H239ZM259 75V74H258ZM34 76V75H33ZM37 76V75H36ZM51 76H52V74H51ZM124 76H125V72H124ZM128 76V75H127ZM135 76H138L137 74L135 75ZM155 76V75H154ZM163 76V75H162ZM223 77V75H220V77ZM243 76V75H242ZM129 77V76H128ZM175 77H177V76H175ZM214 77V78H215ZM219 77V78H220ZM237 77H238V80H237ZM47 78V77H46ZM53 78V77H52ZM83 78V77H82ZM119 78V77H118ZM141 78V77H140ZM146 78V77H145ZM188 78V77H187ZM204 78V77H203ZM202 78V79H203ZM26 79V80H25ZM30 79V78H29ZM32 79V78H31ZM34 79H36V78H34ZM33 79V80H34ZM72 79V78H71ZM78 79V78H77ZM80 79V78H79ZM78 79V80H79ZM120 79V78H119ZM134 79V78H133ZM201 79V78H200ZM221 79V78H220ZM243 79V78H242ZM241 79V80H242ZM258 79V78H257ZM25 80V81H24ZM41 80V79H40ZM46 80H48V79H46ZM152 80V79H151ZM167 80V79H166ZM36 81V80H35ZM58 81V80H57ZM60 81V80H59ZM83 81V80H82ZM123 81V80H122ZM133 81H135V80H133ZM163 81V80H162ZM252 82L253 84L254 83H256V82ZM54 82V81H53ZM154 82V81H153ZM156 82V81H155ZM184 82V81H183ZM18 83V84H19ZM24 83H22V84H24ZM25 83V84H26ZM30 83V82H29ZM83 83H85V82H83ZM159 83V82H158ZM158 83H156V84H158ZM172 83V82H171ZM206 84V86H204L205 84ZM10 86H9V85ZM72 84H73V82H72ZM122 84V83H121ZM137 84V83H136ZM155 84V85H156ZM185 84V83H184ZM21 85V84H20ZM28 85V84H27ZM142 85V84H141ZM141 85H140V87H141ZM162 85H163V82H162ZM172 85V84H171ZM255 85V84H254ZM253 85V87H252V89L254 88V89H256V86H254ZM262 87H261V86ZM22 87H23V85H21ZM30 86V85H29ZM99 86V85H98ZM123 86H125V85H123ZM14 87V86H13ZM97 87V86H96ZM158 87H159V84H158ZM179 87V86H178ZM177 87V88H178ZM28 88V87H27ZM30 88V87H29ZM32 88V87H31ZM30 88V89H31ZM90 88V87H89ZM99 88V87H98ZM146 88V87H145ZM160 88H162V87H160ZM221 88H218V89H221ZM242 88V87H241ZM240 88V89H241ZM9 89H11V88H9ZM148 89V88H147ZM154 89V88H153ZM244 89V88H243ZM243 89H241V92H242V90ZM251 89V90H252ZM131 90H133V89H131ZM135 90V89H134ZM149 90V89H148ZM3 91V90H2ZM5 91L6 90H4V93H5ZM13 91V89L11 90V93L13 94L14 92H12ZM19 91V90H18ZM27 91V90H26ZM160 91V90H159ZM177 91H178V89H177ZM228 91H230V90H226V92H228ZM256 91V90H255ZM254 91V92H255ZM8 92V91H7ZM137 92V91H136ZM162 92V91H161ZM173 92V91H172ZM219 92H220V90H219ZM233 92H235V93H232V94H234L233 95V98H235L234 96L236 95V96H238L239 97V93L237 94L236 92H237V90L236 91H233ZM240 92V91H239ZM0 93H1V91H0ZM186 93H188V92H186ZM222 93V92H221ZM230 93V94H231ZM243 93V92H242ZM253 93V92H252ZM15 94H17V93H15ZM14 94V95H15ZM173 94V93H172ZM178 94V93H177ZM177 94H176V96H177ZM228 94H229V92H228ZM231 94V95H232ZM254 94V93H253ZM253 94H252V96H253ZM160 95V94H159ZM174 95V94H173ZM218 95H221V94H218ZM230 95V96H231ZM249 95H250V93H249ZM3 96V95H2ZM6 96V95H5ZM13 96V95H12ZM181 96V95H180ZM179 96V97H180ZM210 96V97H209ZM216 96V95H215ZM213 97L214 98V100L216 99V97H219V96H216V97ZM225 96H228V95H225ZM247 96V95H246ZM4 97V96H3ZM168 97V96H167ZM189 97V96H188ZM188 97H187V99H188ZM206 97H207V99H206ZM229 97V96H228ZM178 98V97H177ZM205 98V99H204ZM208 98H210V99H208ZM226 98L227 97H225V101H224V103H229V104H231V106L229 105H224V103H220V102H217L219 99H221L220 97L219 98H217L216 99V101H214L215 103H216V106L218 105V107H216L215 105V107L216 108H219L218 110H220V113L222 112V113H224V110L222 111L221 109H225V112H227V114H225V115H227L228 116V114H230L231 115V111L232 110H230V109H232L233 108V105H235L236 106V104H238V102H236V99L234 100V102H236V103H234L233 102V100H231V98L230 99H228L227 98V100H226ZM139 99V98H138ZM156 99V98H155ZM163 99V98H162ZM182 99V98H181ZM201 99H202V101H201ZM246 99V98H245ZM253 99V98H252ZM256 99V98H255ZM1 100V99H0ZM10 100H12V99H10ZM109 100V99H108ZM176 100V99H175ZM190 100H188L189 102H190ZM228 100H230V102L232 101V103H234V104H232V103H230ZM14 101V100H13ZM129 101V100H128ZM141 101V100H140ZM169 101V100H168ZM174 101V100H173ZM183 101V100H182ZM199 101H201L200 103H198ZM213 100H211V102H212ZM222 101V100H221ZM226 101H228V102H226ZM10 102V101H9ZM87 102V101H86ZM171 102V101H170ZM181 102V101H180ZM179 102V103H180ZM205 102L207 103V104H205ZM243 102V101H242ZM254 102V100L253 101H251L250 103H253ZM13 103V102H12ZM112 103V102H111ZM159 103V102H158ZM172 103V102H171ZM178 103V102H177ZM185 103H187V102H185ZM219 103V104H218ZM256 102H254L253 104H255ZM19 104V103H18ZM198 104H199V106H198ZM202 104V105H201ZM203 104H205V105H203ZM214 104V103H213ZM240 104H242V105H240L239 107H240V109H241V107L243 106V104L245 105L246 104V107H248L247 106V103H241L240 102ZM258 104V105H259ZM12 105H14V104H12ZM90 105V104H89ZM123 105V104H122ZM161 105V104H160ZM163 105V104H162ZM166 105V104H165ZM207 105V106H206ZM219 105H220V107H219ZM258 105H256L255 104V106L254 107H256V106H258ZM18 106V105H17ZM109 106V105H108ZM107 106V107H108ZM174 106V105H173ZM182 106V105H181ZM194 106H193V108H194ZM205 106V107H204ZM230 107V109L228 108V107ZM238 106V105H237ZM136 107V106H135ZM134 107V108H135ZM161 107V106H160ZM175 107V106H174ZM178 107V106H177ZM239 107H236V108H238L239 109ZM246 107H244L243 106V115H247V113H250V114H248V118L250 117V116H252V115H254L255 113H251V112H249V110L251 111H253V109L254 108H252L251 109V107H253V105L251 106V107H248V108H250V109H247V111H246V109H244V108H246ZM15 108V107H14ZM17 108V107H16ZM19 108V107H18ZM144 108V107H143ZM167 108V107H166ZM173 108V107H172ZM235 108V109H236ZM257 108V107H256ZM181 109H183V108H181ZM185 109V108H184ZM229 109V110H228ZM234 109V108H233ZM260 111H261V113H263L264 112V109L262 108L261 109V107L260 108H258ZM137 110V109H136ZM178 110V109H177ZM187 110H189V109H187ZM187 110H183V111H180V112H178V113H180V114H178L177 113V115H175L174 113H173V115H175V116H172L173 117V120L172 121H164L163 120V125H160L161 124V122H159V124L158 125H160V126H158L157 125V128H155L154 127V129H156L157 131H158V129H159V132H157V133H159V134H157L156 135V137H155V135H154V138H155V140H156V138H157V136H158V138H157V140H158V143L159 144H162V146L164 147H160V145H158L161 149L163 148V149H165L166 147H168V149H171V151H173V149L174 150H176L177 151V149H176V145H177V148H178V150H179V148H182L183 146H185L184 148L186 149V143H188V141L190 142L191 140H195V139H193V137L191 138L190 136L191 135H189V133L187 134L188 136H189V139L190 140H188L187 141V139L188 138H186V137H188V136H186V133H185V131H188L190 128H191V124H192V122H195L198 126L199 125H201V127L202 128H204V125H206L204 122L206 121V119H202L205 115H203V116H200L199 118H196V116H194V117H192L193 116V114H191L190 112H187ZM237 110V109H236ZM236 110H234V111H236ZM256 110V109H255ZM262 110H263V112H262ZM115 111V110H114ZM153 111V110H152ZM228 111L230 112V113H228ZM238 111V114H239V110H237ZM241 111V110H240ZM246 111V112H245ZM258 111V110H257ZM259 111V112H260ZM142 112V111H141ZM144 112H145V110H144ZM160 112V111H159ZM166 112V114H168V112H170V110L167 112V110L165 111ZM216 112V111H215ZM242 112V111H241ZM137 113V112H136ZM162 113H163V111H162ZM1 114H2V112H1ZM94 114V113H93ZM165 114V115H166ZM170 114H172V112L171 113H169V116H170ZM233 114H235V112H233ZM232 114V115H233ZM242 114H240V117H243V115ZM252 114V115H251ZM229 115V116H230ZM256 115V114H255ZM259 115H260V113H259ZM93 116V115H92ZM129 116V115H128ZM235 116H236V114H235ZM139 117H140V115H139ZM138 117V118H139ZM160 118H161V120H162V118L164 117V119H165V116L163 115V117H162V115H160L159 116ZM246 117V118H247ZM261 117V116H260ZM263 117V116H262ZM261 117V118H262ZM76 117H74V119H75ZM86 118V117H85ZM93 118H94V116H93ZM93 118H91V119H93ZM153 118H154V116H153ZM156 118V117H155ZM205 118V117H204ZM207 118V117H206ZM233 119H235L234 117H232ZM252 118H253V116H252ZM251 117H250V119H248L249 121L252 119ZM128 119V118H127ZM172 119V118H171ZM210 119V118H209ZM222 119H227L228 120V122L229 123H226L227 124V126H229L230 125V122L233 120H231V119H229L228 117H226V118H224V116H223V118ZM135 120V119H134ZM154 120V119H153ZM156 121H157V118L155 119ZM160 120V121H161ZM167 120H169V119H167ZM211 120V119H210ZM231 120V121H230ZM238 121H236V120H233V122H234V124L232 125H230V127H229V129L232 127V126H234L235 127V129H232L231 128V130H233V131H228V133H231L232 134V136L229 134V137L227 138L226 136H224V137H222V138H219V136L221 137L222 135V132H221V134H219L220 133V131H218V134H216L217 132H214L215 133V135H219L218 137H217V140H216V138H215V136H212V134L211 133H209V131H210V129H208L210 126H207L208 128H204V130H201L200 131V133H199V135H201V133L202 132H204L205 130L209 133V134H211V135H209L207 132V137L209 136L210 138L212 137V139L214 138V140H210V142H209V140H207V139H205L204 137H206L205 136V132H204V137H203V135H202V137L201 136H199V135H197V136H199V137H197L196 136V134H198L196 131H195V133L194 132H192V134H194L195 135V137H197V139L196 140H198L199 138L200 139H202L203 141H205V140H207L206 142H203L202 140H200L201 141V143H200V141L199 142H197V144L199 143V144H201V148H202V146H203V150L205 151L206 149L209 151V149L211 148V149H217V150H215L216 152H215V154H217V153H219L220 155H222V156H218V157H216V158H220V157H222V158H220V159H223V158H226L227 160H228V162H227V160H225L226 162H227V164L226 165H229V167L228 166H226V167H223L224 169H226L227 168V171H224V169L222 168V167H219V166H222V165H220V164H216L217 162H214V165L213 166H215V167H213V166H211V167H213V168H215V169H217V170H215L214 171V173H212V172H210L208 169L210 168L209 166H208V169L207 168H205L206 170V172H207V175H205L204 174V172L205 171H203V169H201L203 172H201V174H203V175H199V173L198 172H200V170H196L195 169V172L193 173V171H192V173L193 174H195V173H197V175H199V176H193V174H192V176L190 177L191 178V180H207V181H205L204 182V184H206V182H207V184L209 185L210 183H212V184H210L209 186H210V188H209V190L210 191H208L209 193L206 195V197H205V204L202 206V207H200L199 206V208H196V209H200V210H202L203 209V207H204V212H206L205 214L208 216V215H214L215 216V219H217V217L216 216H218V215H220V214H218L219 213V210H221V209H219L220 207H219V201H220V197H219V199H217V196H218V194L220 193V194H224L223 195V198L225 197V199L224 200H226V203L224 204V202H223V204L225 205V206H227V209L226 210H228V212H230L231 214H232V216H234L235 218H236V221H235V219L233 220L232 219V221L234 222V223H227L228 224V226L231 224H233V226H234V228H233V226L231 227V225H230V228H231V230L230 231H234V233L233 232H231V234H234L233 235V237L231 238V239H229V240H224L223 242H217L219 245H217V244H214V241H212L213 243L211 244L210 242H211V240H212V238H213V233H211V236H212V238H211V240L209 241V238L210 237H208L209 235L208 234H210V233H208L207 234V236H204V235H200V236H198L197 237V239H191V238H189L188 237V235H187V233H186V235H187V237H188V239L190 240H192V241H188V243H187V240L188 239H186L185 240V242L184 241H181V239H183L180 235H177L176 237H174V235H173V237H174V239H173V237H172V239H170L171 237H169V238H167L166 237V235L164 234V233H166V232H162V229H156L155 230V232H154V230H152L153 231V233H152V231L150 232L149 230L150 229H148V230H146L147 232H146V234H145V232L142 234V232H143V230H142V228L140 227V228H135L136 227V224L134 225V227H132V228H134L133 229V231H131L132 232V234H133V232H135L134 230L135 229H138L137 231H138V233L140 234H138V233H135V236H134V234H133V236L134 237H136V238H134V237H131L132 239H137V241L140 239L141 240V238H139V237H141V236H144V238H142V240L141 241H138V242H136V244L134 245V247H133V245H132V247H133V249H131L134 253H135V258H134V254H133V258L132 257H129V256H131V255H127V256H125L126 258H125V261L123 260L124 258V255H123V257L121 258V262L123 263V262H125L126 264H136L137 262H136V260L137 261H139L137 264H263V259L262 258H264V256H263V252L262 253H260V251H259V249H258V247H257V245L259 244V246L262 244V242H261V240H263L262 238H264V236L262 237V238H258L257 236H258V234H257V236L255 235V234H253V226H255L256 225V223H258V225L257 226H262V223L264 222V121L262 122V123H260V122H258V121H256V119H254V121H253V119H252V121L249 123L248 122V120H247V122H245L246 120L244 119V122H243V119H242V122L239 120V116H238V119H237ZM89 121V120H88ZM129 121V120H128ZM204 121V122H203ZM207 121H209V120H207ZM85 122V121H84ZM143 122V121H142ZM166 122H168V123H166ZM233 122H231V123H233ZM75 123V122H74ZM134 123V122H133ZM194 123V124H195ZM73 124V123H72ZM156 124H157V122H156ZM193 124V125H194ZM78 126H79V124H77ZM137 125H138V123H137ZM145 125V124H144ZM166 125V126H165ZM194 126V127H197L198 128V126ZM207 125H209L208 123H207ZM66 126H68V125H66ZM74 126H76L75 124H74ZM92 126V125H91ZM113 126V125H112ZM134 126V125H133ZM140 126V125H139ZM161 126H165V127H167V129H168V131L171 129V130H178V128L179 129H181L180 131H184V134H185V137L183 136V133H181L180 131V133L177 131H173L172 133H170V131H169V133H168V131H167V129L166 128H164V127H161ZM214 126H215V124H214ZM73 127V126H72ZM83 126H81V128H82ZM141 127V126H140ZM170 127V128H169ZM194 127H192V128H194ZM201 127L199 126V128L197 129V131L199 130V129H201ZM206 127V126H205ZM75 128V127H74ZM79 128V127H78ZM84 128V127H83ZM121 130H123L122 128H120ZM166 129V130H165ZM183 129V130H182ZM188 129V130H187ZM92 130V129H91ZM215 130H217V129H215ZM77 131V130H76ZM79 131V130H78ZM81 131H83V130H81ZM108 131V130H107ZM155 131V130H154ZM193 131V130H192ZM91 132V131H90ZM139 132H141V131H139ZM175 132H176V134H175ZM191 132V131H190ZM212 132V131H211ZM227 132V131H226ZM226 132L224 133L225 135H226ZM233 132V133H232ZM95 133V132H94ZM94 133H92V134H94ZM130 133H132L131 131H130ZM136 133H138V132H136ZM179 135H178V134ZM68 134V133H67ZM70 134V133H69ZM96 134V133H95ZM140 134V133H139ZM156 134V133H155ZM175 135V137H176V139L178 138V142H177V140L175 141V137L173 138V136L172 135ZM73 135V134H72ZM75 135V134H74ZM97 135V134H96ZM113 135V134H112ZM132 135V134H131ZM177 135V136H176ZM184 137V139H186V141L187 142H184L183 140L180 142V139L179 138H181L182 136ZM81 136V135H80ZM95 136V135H94ZM110 136V135H109ZM133 136V135H132ZM141 136V135H140ZM178 136H181V137H178ZM231 136V137H230ZM72 137H74V136H72ZM85 137V136H84ZM182 137V138H183ZM194 137V138H195ZM206 137V138H207ZM226 137V139H223V138H225ZM75 138V137H74ZM142 138H144V137H142ZM149 138V137H148ZM181 138V139H182ZM209 138V139H210ZM220 140H219V139ZM76 139V138H75ZM85 139V138H84ZM152 139V138H151ZM221 139H222V142H221ZM101 140V139H100ZM129 140V139H128ZM143 140V139H142ZM142 140H140L141 141V143L139 144V148L138 149H143L144 150V148H145V146H146V150L148 151V146L147 145H144L143 144V142H142ZM150 140V139H149ZM104 142V141H103ZM175 142H177V143H181L182 145H179V144H176ZM192 142V141H191ZM209 143L211 146H208V148L206 147L207 146V144L206 143ZM87 143V142H86ZM99 143V142H98ZM105 143V142H104ZM103 143V144H104ZM120 143V142H119ZM146 143V142H145ZM149 143V142H148ZM151 143V142H150ZM185 143V144H184ZM204 143V144H203ZM135 144H136V142H135ZM147 144V143H146ZM152 144H155L156 146H157V142L156 143H152ZM192 144V143H191ZM191 144H187V148H189V152L188 151H184V153L186 152V153H188V155H189V157L188 158H190L191 156H190V154L189 153H192V151H196V150H199V149H201L200 147H199V144L197 145L196 144V146H194V147H196V149H194L193 148V150L191 151L190 150V145ZM121 145V144H120ZM133 145V144H132ZM142 145V146H141ZM155 145H150L149 144V146H151L152 148H151V151L152 152H154L152 149H154L155 150V148H156V146ZM167 145V146H166ZM169 145H171L172 147H173V149H172V147L170 148L169 147ZM206 145V146H205ZM154 146V147H153ZM157 146V147H158ZM179 146V147H178ZM182 146V147H181ZM199 148H198V147ZM143 147V148H142ZM158 147V148H159ZM205 147H206V149H205ZM112 148V147H111ZM184 148H182V149H184ZM137 150V152H135V154H139V156L140 155H142V154H140V153H142L141 151L142 150ZM161 149H159V150H161ZM168 149H166V150H168ZM188 150V149H187ZM206 150V151H207ZM84 151V150H83ZM110 151V150H109ZM138 151H140V153H138ZM145 151V150H144ZM143 151V155L145 154V153H147V154H145V155H148V152H144ZM165 151V150H164ZM164 151H163V153H164ZM169 152H170V150H168ZM211 151V150H210ZM80 152V151H79ZM127 152H129L130 153V151L128 150ZM150 152V151H149ZM161 153V151H158V153ZM203 152V151H202ZM123 153V152H122ZM129 153H127V154H129ZM156 153V152H155ZM162 153V154H163ZM180 153V152H179ZM182 153H183V151H182ZM211 153L214 155V153H213V151H211ZM134 154V153H133ZM132 154V155H133ZM199 154V153H198ZM124 155V154H123ZM156 155V157H157V153L155 154ZM170 155H172L171 157H173L174 156V154H170ZM192 155H194V154H192ZM207 155V154H206ZM82 156V155H81ZM80 156V157H81ZM95 156V155H94ZM131 156V155H130ZM136 156H138V155H135L134 157H136ZM149 156V155H148ZM147 156V157H148ZM150 156H151V154H150ZM148 157V159L150 158V160L153 158L152 156L151 157ZM176 156V155H175ZM175 156H174V159L173 160H175V159H178V158H180V157H178V158H175ZM224 156V157H223ZM108 157V156H107ZM134 157H132V158H134ZM141 157V156H140ZM170 156H168L167 158H169ZM177 157V156H176ZM183 158H185L184 156H182ZM180 158V159H183V158ZM115 158V157H114ZM120 158V157H119ZM122 158H123V156H122ZM127 158V157H126ZM131 158V157H130ZM201 158V157H200ZM216 158H212V159H216ZM129 159V158H128ZM135 159V158H134ZM147 159V158H146ZM154 159V158H153ZM157 159V158H156ZM156 159L155 160H151L152 162L153 161H155L156 162ZM170 159V158H169ZM207 159V158H206ZM76 160V159H75ZM133 160V159H132ZM132 160H129V161H131L132 162ZM187 160V159H186ZM193 160V159H192ZM203 160H204V158H203ZM217 160V159H216ZM215 160V161H216ZM224 160V159H223ZM91 161V160H90ZM116 161V160H115ZM134 161V160H133ZM151 161L149 162V164L151 163ZM157 161L158 162H161L162 160L160 159H157ZM164 162H165V165L166 164H168V165H166V166H169L170 165V163H166V161L165 160H163ZM162 161V163H158L157 165V167L159 168V169H161L160 171H162V167H164V162ZM171 161V160H170ZM213 161V160H212ZM219 162H220V160H218ZM80 162H82L81 160H80ZM97 162V161H96ZM125 162V161H124ZM131 162H130V164H129V162L127 161L126 162V165H129V167H128V169H130V168H133V167H130V165H131ZM167 162H169V161H167ZM175 162V161H174ZM218 162V163H219ZM41 163V162H40ZM113 163V162H112ZM146 163V162H145ZM157 163V162H156ZM156 163H153V167H151L150 165V168H154L155 167V164ZM172 163V162H171ZM189 163V162H188ZM191 163H193V161L191 162ZM195 163V162H194ZM199 162H197V163H195L196 165L198 164ZM205 163H208V162H205ZM210 163H211V159L209 160V165H210ZM47 164V163H46ZM114 164V163H113ZM124 165H125V163H123ZM123 164L122 163H120V165L121 166H123ZM138 164V163H137ZM195 164H194V166H195ZM225 164V163H224ZM43 164H39V166H42ZM142 165V164H141ZM198 165H200V164H198ZM207 165V164H206ZM205 165V166H206ZM216 165H217V168H216ZM219 165V166H218ZM37 166V165H36ZM110 166H111V164H110ZM118 167H119V165H117ZM121 166H120V169L118 168V171H121ZM159 166H162L161 168L159 167ZM165 166V167H166ZM194 166H192V168L194 167ZM84 167V166H83ZM86 167V166H85ZM107 167V166H106ZM111 167H113V165L111 166ZM116 166H114L113 168H115ZM126 167V166H125ZM147 167V166H146ZM156 167V168H157ZM187 167V166H186ZM191 167V166H190ZM200 167V166H199ZM41 168V167H40ZM105 168V167H104ZM103 168V170H105L106 171V169H108V168H106V169H104ZM117 168V167H116ZM115 168V170L113 171V169L111 170V171H113V172H115L116 171V173L115 174H113V177H115V176H117L116 174H117V169ZM123 169H125V170H127V168H124V167H122ZM156 168H154V170H156ZM157 168V170L159 171V169ZM213 168H211L212 170L211 171H213L214 169ZM220 168V169H219ZM85 169V168H84ZM98 169V168H97ZM143 169V168H142ZM148 169V170H147ZM145 168V170L144 171H149L150 169H149V167L148 168ZM166 169V168H165ZM131 170V169H130ZM129 170V171H130ZM136 170V169H135ZM191 170V169H190ZM134 170L132 169V172H133ZM142 171V173L144 172L143 170H141ZM150 171H152V170H150ZM157 171V172H158ZM107 172V171H106ZM127 172V171H126ZM152 172H154V171H152ZM156 172V171H155ZM154 172V173H155ZM156 172V173H157ZM164 172V174H165V170L163 171ZM210 172V173H209ZM102 173L104 174V171H102ZM108 173H110V170H108V172H107V174ZM120 172H118V174H119ZM135 173V172H134ZM133 173V174H134ZM148 173V172H147ZM212 173V174H211ZM103 174H101L102 176H101V178H102V180L103 179H105L104 178V176H103ZM140 174H141V172H140ZM139 174V175H140ZM149 174H150V176L149 177H152V175L153 174H151L150 172H149ZM131 175V174H130ZM143 175H145V174H143ZM158 176H159V172H158V174H157ZM46 176V175H45ZM58 176V175H57ZM84 176V175H83ZM106 176V175H105ZM133 176V175H132ZM137 176H138V174H137ZM148 176L147 175H145V176H143V177H147L148 178ZM167 176V175H166ZM108 177V176H107ZM154 177L155 178H157V176H155L154 175ZM154 177H152V178H154ZM171 177V176H170ZM173 177V176H172ZM179 177V176H178ZM79 178V177H78ZM138 178H139V176H138ZM141 178V177H140ZM151 178V179H152ZM109 179V178H108ZM107 179V180H108ZM130 179V178H129ZM150 179V178H149ZM148 179V180H149ZM173 179V178H172ZM132 180H134V179H132ZM138 180V179H137ZM160 180V179H159ZM174 180V179H173ZM209 180H213V182H210ZM143 181V180H142ZM145 181V180H144ZM147 181V180H146ZM210 182V183H209ZM220 182H221V184H220ZM106 183V182H105ZM126 183V182H125ZM140 183V182H139ZM92 184V183H91ZM119 184V183H118ZM146 184V183H145ZM155 184H157V182L155 183ZM206 184V185H207ZM90 185V184H89ZM94 185V184H93ZM97 185V184H96ZM220 185H222V187H221V189H222V193L221 192H217V194H216V196H215V194L214 193H216L215 191H219L220 190ZM140 186V185H139ZM147 186V185H146ZM195 186H197V185H195ZM205 186V185H204ZM152 187V186H151ZM155 187V186H154ZM207 187V186H206ZM104 188V187H103ZM183 188V187H182ZM223 188L225 189V190H223ZM46 189V188H45ZM151 189V188H150ZM181 189V188H180ZM122 190V189H121ZM141 190H142V187H141ZM143 190H144V188H143ZM145 190H146V187H145ZM144 190V191H145ZM173 190V189H172ZM208 190V189H207ZM123 191V190H122ZM155 191H158V190H154V192ZM190 191V190H189ZM221 191V190H220ZM45 192V191H44ZM153 192V193H154ZM38 193V192H37ZM40 193V192H39ZM149 194V193H148ZM181 194V193H180ZM9 195V194H8ZM58 195V194H57ZM90 195V194H89ZM93 195H94V193H93ZM95 195H96V193H95ZM36 196H37V194H36ZM134 196H135V194H134ZM7 197V196H6ZM5 197V198H6ZM52 197V196H51ZM88 197V196H87ZM118 197V196H117ZM216 197V198H215ZM90 198V197H89ZM128 198V197H127ZM51 199V198H50ZM61 199V198H60ZM160 199V198H159ZM222 199V198H221ZM67 200V199H66ZM121 200V199H120ZM132 200V199H131ZM140 200V199H139ZM217 200H219L218 202H217ZM113 201V200H112ZM127 201V200H126ZM137 201V200H136ZM176 201V200H175ZM201 201V200H200ZM223 201V200H222ZM97 202V201H96ZM119 202V201H118ZM121 202V201H120ZM133 202V201H132ZM124 203H126V202H124ZM123 203V204H124ZM176 203V202H175ZM201 203H203V202H201ZM200 203V204H201ZM220 203H221V201H220ZM72 204V203H71ZM118 204V203H117ZM121 204V203H120ZM129 204H130V202H129ZM141 204V203H140ZM219 204V205H218ZM227 204V205H226ZM124 205H127V204H124ZM149 205V204H148ZM222 205V204H221ZM63 206V205H62ZM77 206V205H76ZM118 206V205H117ZM180 206V205H179ZM224 206V207H225ZM53 207V206H52ZM64 207V206H63ZM63 207H62V209H63ZM67 207V206H66ZM119 207V206H118ZM176 207V206H175ZM223 206H222V209L224 208ZM69 209H70V207H68ZM72 208V207H71ZM194 208V207H193ZM51 209V208H50ZM73 209V208H72ZM71 209V210H72ZM126 209V208H125ZM246 209H248V213L246 212L247 210ZM10 210V209H9ZM65 210V209H64ZM66 210H67V208H66ZM173 210V209H172ZM193 211H194V209H192ZM200 210H198V211H200ZM225 210V209H224ZM225 210V211H226ZM244 210H246L245 211V213L247 214V216L249 215V213H250V215H254L253 214V211L254 212H256V216H252V220H253V218H255V217H257L258 218V221H254V223H255V225H254V223L253 224H250V225H252V226H246V224L248 223H252V220H251V218H249V217H247L248 219H250L251 220V222H245V216H246V214H244L243 212H244ZM49 211V210H48ZM193 211L191 212V213H193ZM215 211H216V213H217V215L215 214ZM28 212V211H27ZM61 212V211H60ZM102 212H104V211H102ZM195 212V211H194ZM201 212H203V211H201ZM201 212L199 213V214H201ZM203 212V213H204ZM223 212V211H222ZM257 212H259V214L257 213ZM7 213V212H6ZM21 213V212H20ZM33 213V212H32ZM67 213V212H66ZM74 213V212H73ZM229 213V214H230ZM262 213V214H261ZM76 214V213H75ZM185 214V213H184ZM193 214H195V213H193ZM198 214V215H199ZM5 215V214H4ZM16 215V214H15ZM46 215V214H45ZM70 215V214H69ZM192 214H190L189 216H191ZM205 215V216H206ZM223 214L221 213V216H222ZM228 215V214H227ZM243 215H244V219H243ZM249 215V216H250ZM263 215V216H262ZM18 216V215H17ZM39 216V215H38ZM42 216V215H41ZM122 216V215H121ZM205 216H204V218H205ZM183 217L184 216H182V219H183ZM192 217V216H191ZM191 217L189 218V224L191 223V220L193 219H191ZM201 217H202V214H201ZM209 217V216H208ZM219 217V216H218ZM230 217V216H229ZM11 218H13V217H11ZM23 218V217H22ZM31 218V217H30ZM43 218V217H42ZM47 218V217H46ZM66 218V217H65ZM169 218V217H168ZM44 219V218H43ZM43 219H41L40 221H42ZM48 219V218H47ZM49 219H51L50 217H49ZM195 219H196V217H195ZM215 219H214V221H215ZM229 219V218H228ZM247 219V221H249ZM256 219V218H255ZM19 220V219H18ZM44 220H46V219H44ZM43 220V221H44ZM183 220H185V221H187L186 219H183ZM182 220V221H183ZM199 220H201L200 218H199ZM218 220H220V219H218ZM218 220H216L215 222H217ZM224 220V219H223ZM223 220L222 221H220V222H223ZM5 221V220H4ZM15 221V220H14ZM23 222H22V226H23V223H24V221L25 220H22ZM41 222L42 224L44 223V227L45 228H47L48 229V227H46V226H48V225H46L45 224V222ZM48 221H53V220H48ZM194 221H196V220H194ZM203 221V220H202ZM205 221V220H204ZM203 221V222H204ZM210 217H209V221H207V223H210ZM19 222H21V221H19ZM53 222H55V221H53ZM193 222V221H192ZM197 222V221H196ZM199 222H201V221H199ZM213 222V221H212ZM215 222H213V223H215ZM224 222H226V220H224ZM223 222V223H224ZM31 223V222H30ZM40 223V222H39ZM50 223V222H49ZM145 223V222H144ZM184 223H186V222H184ZM194 223V222H193ZM192 223V224H193ZM246 223V224H245ZM48 224V223H47ZM56 224V223H55ZM122 224H124V223H122ZM158 224H160V223H158ZM192 224H190V225H188V226H191ZM201 224V223H200ZM199 224V225H200ZM211 224V223H210ZM247 224V225H248ZM20 225V224H19ZM18 225V226H19ZM31 225V224H30ZM30 225H28V226H30ZM46 225V226H45ZM52 225H54V224H52ZM140 225V224H139ZM204 225V224H203ZM205 225H206V221H205ZM219 225V224H218ZM222 226H223V224H221ZM220 225V228L222 227ZM225 225H226V223H225ZM6 226V225H5ZM22 226H19L20 227V230L22 229V231L24 232L26 229H23V227ZM35 226H38L37 224L35 225ZM40 226V228L39 227H37V228H39L40 229V231L42 232V233H44V235L45 236H47V234L49 233L48 232V230L47 229H43V226L40 224L39 225ZM41 226H42V228H41ZM51 226V225H50ZM143 226V225H142ZM162 226V225H161ZM184 226H187V224L186 225H184ZM196 226V225H195ZM195 226H193L194 228H190V230L192 229V231H194L193 229H195ZM198 226V225H197ZM201 226V225H200ZM214 226V224L212 225V227ZM228 226H227V228H228ZM256 226V227H257ZM22 227V228H21ZM27 227V226H26ZM53 227V226H52ZM55 227H56V225H55ZM75 227V226H74ZM73 227V228H74ZM77 227V226H76ZM75 227V228H76ZM137 227H138V225H137ZM183 227V226H182ZM192 227V226H191ZM204 227H206V226H204ZM214 227H216V224H215V226ZM250 227H252V229H250ZM33 228H34V226H33ZM35 229L36 231L38 230V229ZM58 228V227H57ZM85 228V227H84ZM132 228L130 229V230H132ZM144 228H145V225H144ZM196 228H198V227H196ZM202 228V227H201ZM208 228V227H207ZM206 228V229H207ZM217 228V227H216ZM215 228V229H216ZM223 228H224V226H223ZM233 228V229H232ZM263 228V227H262ZM139 229H141L142 230V232H139ZM181 229V228H180ZM185 229L186 230H188L189 228L187 227H185ZM210 229H211V227H210ZM218 229H219V227H218ZM11 230V229H10ZM17 230V229H16ZM46 230H47V232H46ZM54 230H56V229H54ZM69 230V229H68ZM71 230V229H70ZM129 230V231H130ZM165 229H163V231H164ZM184 230V229H183ZM186 230H185V232H186ZM208 230V229H207ZM212 230V229H211ZM225 230V229H224ZM227 230V229H226ZM225 230V231H226ZM258 229H256L255 231H257ZM3 231H5V230H3ZM7 231V230H6ZM22 231L20 232V233H22ZM28 231V230H27ZM50 231V230H49ZM76 231V230H75ZM75 231H73V229H72V231H66L67 233L66 234H68V232L69 233H71V236H72V232H75ZM77 231H79V230H77ZM145 231V230H144ZM149 231V232H148ZM166 231V230H165ZM178 231V230H177ZM179 231H181V230H179ZM178 231V232H179ZM200 231H201V229H200ZM216 231V230H215ZM259 231V230H258ZM263 231V230H262ZM14 232V231H13ZM45 232H46V234H45ZM52 232V231H51ZM184 232V231H183ZM197 232H198V230H197ZM205 232H206V230H205ZM217 233H218V231H216ZM220 233H221V230L219 231ZM222 232H224V231H222ZM80 233V232H79ZM181 232H179V234H180ZM201 233V232H200ZM219 233V235L222 237V234H220ZM225 233V232H224ZM256 233V232H255ZM258 233V232H257ZM262 233V232H261ZM260 233V234H261ZM5 234V233H4ZM51 233H49V235H50ZM54 234V233H53ZM52 234V235H53ZM77 234V233H76ZM83 234V233H82ZM81 234V235H82ZM131 234V233H130ZM138 234V235H137ZM173 234H175V233H173ZM192 234H194V233H192ZM191 233H190V235H192ZM195 234H196V232H195ZM201 234H205V233H201ZM263 234V233H262ZM23 236L25 235L24 233L22 234ZM39 235H41V234H39ZM189 235V236H190ZM197 235V234H196ZM206 235V234H205ZM218 234H217V236H219ZM7 236V235H6ZM21 237V238H24V237ZM30 236V235H29ZM43 236V235H42ZM44 236V237H45ZM70 236V237H71ZM77 236V235H76ZM75 236V237H76ZM137 236H138V238H137ZM172 236V235H171ZM182 236H185V235H182ZM220 236H219V238H220ZM224 236H225V234H224ZM232 235H230V236H227V237H231ZM27 237H28V235H27ZM27 237H25L24 238V242L25 243H30V242H32L31 240H27L26 238ZM37 237H39V236H37ZM67 237V236H66ZM73 237V236H72ZM186 237V236H185ZM191 237V236H190ZM195 236L193 235V238H194ZM9 238V237H8ZM42 238V237H41ZM41 238H40V240L39 241H41ZM50 238V237H49ZM74 238V237H73ZM72 238V240H75V238L73 239ZM81 238V237H80ZM84 238V237H83ZM94 238V237H93ZM30 239V238H29ZM32 239V238H31ZM37 239V238H36ZM35 239V241L37 242V240ZM132 239H130V240H132ZM217 239H218V237H217ZM224 239V238H223ZM6 240H7V238H6ZM26 240V241H25ZM42 240H43V238H42ZM122 240V239H121ZM18 241V240H17ZM125 241V240H124ZM21 243H23L22 242V240L20 241ZM34 242V241H33ZM36 242H34L33 244H32V246L34 245V247H32V248H36L35 247V244H36ZM75 242H77L76 240H75ZM74 242V243H75ZM117 242V241H116ZM131 242V241H130ZM133 242H134V240H133ZM180 242H182V243H180ZM264 242V241H263ZM24 243V244H25ZM175 244L176 245V250L175 251H173V252H171L170 251V253L168 252V253H166L167 251H168V245L169 244ZM220 243H222V244H220ZM40 244V243H39ZM78 244V243H77ZM76 243L74 244V245H76L77 247H78V245H77ZM89 244V243H88ZM170 244V245H171ZM26 245V244H25ZM53 245V244H52ZM174 245V246H175ZM198 245V246H197ZM199 245H203V247L205 246V247H207V248H205V250L204 251H202V250H200V247H199ZM27 246V245H26ZM89 246V245H88ZM100 246V245H99ZM168 246V247H167ZM172 246V245H171ZM21 247V246H20ZM29 247H31L30 245L28 246V249L30 250V248ZM54 247V246H53ZM80 247V246H79ZM90 247V246H89ZM96 247H98V246H96ZM118 247V246H117ZM132 247H130V248H132ZM42 248V247H41ZM57 248V247H56ZM199 248V250L201 251V253H200V251L198 250L197 251V253H196V250ZM260 248V247H259ZM0 249H1V247H0ZM44 249V248H43ZM55 249V248H54ZM166 249H167V251H166ZM203 249V248H202ZM2 250H3V248H2ZM51 250V249H50ZM56 250V249H55ZM58 250V249H57ZM62 250V249H61ZM264 250V249H263ZM36 251V250H35ZM53 251V250H52ZM63 251V250H62ZM78 251V250H77ZM166 251V252H165ZM262 251V250H261ZM30 252V251H29ZM44 252V251H43ZM119 252V251H118ZM121 252V251H120ZM21 253V252H20ZM37 253H38V251H37ZM68 253V252H67ZM75 253H76V251H75ZM81 253V252H80ZM106 253V252H105ZM130 253V254H131ZM15 254V253H14ZM35 254H36V252H35ZM78 253H76V257L79 255H77ZM69 255V254H68ZM74 255V254H73ZM83 256L82 257H84V254H82ZM97 255V254H96ZM104 255V254H103ZM42 256V255H41ZM54 256H56V255H54ZM80 256V255H79ZM118 256V255H117ZM115 257V258H118V257ZM24 257V256H23ZM40 257V256H39ZM64 257V256H63ZM81 257V256H80ZM127 257H128V259H127ZM75 258V257H74ZM74 258H73V261H74ZM105 258V257H104ZM131 258V259H130ZM66 260H69L70 259V257H69V259L68 258H65ZM65 259H64V261H65ZM77 260L79 259V257H77L76 258ZM81 260V259H80ZM82 260H83V258H82ZM123 260V261H122ZM128 260V261H127ZM130 260V261H129ZM210 260H212L211 262H214V263H211V262H207V261H210ZM11 261V260H10ZM76 261V260H75ZM74 261V264H76V262ZM26 262V261H25ZM50 262V261H49ZM80 262V261H79ZM85 262V261H84ZM89 262V261H88ZM101 262V261H100ZM118 262V261H117ZM133 262V263H132ZM207 262V263H206ZM16 263V262H15ZM17 263H19V262H17ZM40 263V262H39ZM82 263V262H81ZM109 263V262H108ZM26 264V263H25ZM49 264V263H48ZM70 264H72V263H70ZM86 264V263H85ZM89 264V263H88Z\"/></svg>",
	"mask_w": 264,
	"mask_h": 264
}]
</instances>
